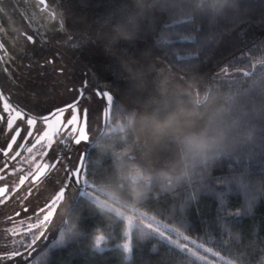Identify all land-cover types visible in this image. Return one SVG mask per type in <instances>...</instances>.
<instances>
[{
    "label": "trees",
    "instance_id": "1",
    "mask_svg": "<svg viewBox=\"0 0 264 264\" xmlns=\"http://www.w3.org/2000/svg\"><path fill=\"white\" fill-rule=\"evenodd\" d=\"M66 1L106 49L107 77L90 68L88 93L103 82L111 96L107 118L82 151L85 181L232 264H264V0ZM12 3H0L10 13L0 15V90L29 114L47 116L65 108L56 105L61 70L73 74L74 65L49 47L47 34L39 60L28 59L37 45L11 32L25 28ZM73 76L69 93L80 96L86 80L74 85ZM118 124L122 130L106 134ZM237 182L258 188L247 213ZM53 230L24 264H199L136 228L127 259L118 246L125 221L84 196ZM98 236L102 250L94 248Z\"/></svg>",
    "mask_w": 264,
    "mask_h": 264
},
{
    "label": "rangeland",
    "instance_id": "2",
    "mask_svg": "<svg viewBox=\"0 0 264 264\" xmlns=\"http://www.w3.org/2000/svg\"><path fill=\"white\" fill-rule=\"evenodd\" d=\"M45 7L47 12L45 14L41 13V17L47 19L49 24L52 23L54 29V33L47 31V33H49L47 35L51 36V41L54 39V43L50 42L49 47L53 46L55 52L61 51L71 57L72 65H74V85H80L81 81L85 79L87 84H89L87 87L91 88L89 80L92 78L90 76V68L96 69L95 71L100 75H105V77H107V73L105 71V45L101 46V42L99 40L100 37L96 31L91 28L88 21L74 13V11L69 8L66 0H58L53 4L47 2L45 3ZM45 29H48L47 25L45 26ZM66 38L70 43L65 40ZM61 40H65V43L63 44ZM47 57L48 56L44 54L42 56L43 59ZM42 58L41 60H43ZM49 58L52 60V65L54 67V59H58L57 54L49 55ZM143 63L148 66L150 65L147 60H144ZM135 64L136 59L130 63V66L134 67ZM133 70H135V68ZM61 73L63 74L61 80L64 85L61 88L58 104L56 103V105L66 106L71 104L80 96L74 95L71 97V94L69 93V81H72L73 75L69 69L65 67L61 70ZM75 74L78 75L77 78H75ZM93 79H95L94 75ZM98 91L101 95L94 93V95L91 96L88 93L89 90L84 88V97L83 99H79V108L87 109V141L94 138L99 133L103 121L108 115L110 100L106 99L102 95L103 92H107L103 82L99 84ZM68 118V112H65L63 117L59 115L55 116V118L51 120V124L56 126L58 121L67 120ZM18 122L21 121H17V123ZM122 129L123 126L118 124L112 126L110 130H107L106 134H111L112 132L120 131ZM56 138L59 139L61 137L58 136ZM235 185L237 192L239 191V193H241L239 194L242 199L241 211L242 213H247L253 204L252 201L254 195L258 194V188L256 190V186H254V184L246 186L243 185V183L240 184V182L235 183ZM221 187L224 189V193L229 191L228 186L221 184ZM66 191L67 192H65L62 199L58 197L53 202V207L49 209L46 214L40 210L35 212V221L40 218V220L35 223V226L20 227V222L23 221L20 220L21 218L19 216L23 204L21 206L20 201L16 202L17 204L15 205V208L11 209L7 214V216H9V221H11L12 224L7 225V229L0 232V255L3 254V257L0 258V264H24L31 256V253L40 244L53 237L54 226L57 227L59 225L62 219V212L72 203L76 196H84L88 198L93 203L114 213L125 221L124 240L118 246L122 249L127 259L130 255V231L133 228H136L137 231L142 234L141 237L153 236L185 253L199 264H232L228 260L224 259L220 254L213 251L205 243L186 236L182 230L178 228V226H171L166 222L160 221L149 214L135 209L133 205L117 200L101 189L92 187L85 181L83 174L81 175V182L79 184L71 183ZM56 194L57 193L54 192L53 195ZM25 195H27L24 196L25 205L27 208H31L34 204L33 202H28L30 204L27 205L28 194L26 193ZM37 200L38 198L36 201ZM44 204L45 201H43L38 208L40 209V206H43ZM15 216L18 218L14 219ZM45 230L47 231L45 232ZM42 233H44L43 236L41 235ZM27 238L31 243L28 248L22 243ZM97 240H100V244H97ZM102 242V237H96L94 248L101 250ZM11 257L15 258L13 259Z\"/></svg>",
    "mask_w": 264,
    "mask_h": 264
},
{
    "label": "flooded vegetation",
    "instance_id": "3",
    "mask_svg": "<svg viewBox=\"0 0 264 264\" xmlns=\"http://www.w3.org/2000/svg\"><path fill=\"white\" fill-rule=\"evenodd\" d=\"M2 1L3 0H0V3ZM6 1L14 2V4L13 3L12 4L18 10H21V12H19L21 13L20 15L22 16L21 21L25 25V28L19 30L11 29V32H16V31L24 32L25 33L24 41H26L31 45L34 44L37 45L34 53L32 55L29 54L27 58L31 59L32 62L39 60V56L41 53L39 42L41 40H45L47 36L46 34H49L47 33V31L50 33H54L53 28L45 29V27H42V25L44 26L49 23L47 19L41 17L40 15L41 8L44 9L43 12L46 10L45 5L40 4V1H36V0H6ZM19 13L17 15H19ZM0 15H3L4 19L5 18L7 19L10 13L4 10L3 12H0ZM23 15L25 16L23 17ZM1 19H3L2 16ZM5 31L8 32V30ZM29 36L33 37L34 42L29 41ZM2 51L5 56L6 50L3 48ZM5 63H7V59L5 60ZM24 64L28 66L31 64V62L30 60H28ZM3 102H4L3 100H0V113L7 115V113H3ZM19 123L22 122H18V124ZM10 135L11 133L6 130L5 124L0 122V177H3V179H0V188H3L5 186L8 188V192L5 193L4 196H0V232H3L4 229H7L8 227L7 225L12 224L11 221H9L8 218L9 216H7V214L11 209L15 208V205L17 204L16 202L19 201L21 202V206L23 204L19 216L21 218L20 220L23 221L20 222L21 223L20 227L22 228L24 226H32V225L35 226V223H37V221L40 220V218H38V220L35 221L34 219L35 212L37 210L41 211L42 209H46V206L55 197V195H53L54 192L58 193L59 189L61 188V185L66 183V176L68 174L66 168L71 169L78 166V164L82 160L83 148L88 143V141L87 142L82 141L79 145H76L71 143L70 139L68 140L67 143H60L59 141L61 138L57 139L56 137H54V140L56 142L52 144L50 149H48L47 156H44L43 160L52 163L56 161L57 158H60L61 163L57 164L54 170H50L48 174L42 178L41 181L37 182L36 184H31V187H29V181H26L24 185L19 186L18 191L13 192V189L19 184V177L25 174L29 168L34 167L35 162L32 161V154L26 151V148L28 146H31L32 141L30 139L27 140L26 143L22 145L19 149H17L15 145L13 146V152L17 150L21 152L20 157H17L14 160H9L8 158L3 156V150L6 148L7 144L9 143L8 137ZM23 135L24 133L22 131L21 136ZM17 144H20L19 139L17 140ZM9 155L11 156L12 153H9ZM39 160L40 157L37 156V161ZM18 169H24V172L18 171ZM26 193L28 194L27 205L30 204L28 202H33L34 204L31 208H27L25 205L24 196H27L25 195ZM37 198L38 200L36 201ZM43 201H45V204L43 206H40L41 208L39 209L38 207ZM17 218L18 217L15 216L14 219ZM2 255H0V258L3 257Z\"/></svg>",
    "mask_w": 264,
    "mask_h": 264
},
{
    "label": "snow or ice",
    "instance_id": "4",
    "mask_svg": "<svg viewBox=\"0 0 264 264\" xmlns=\"http://www.w3.org/2000/svg\"><path fill=\"white\" fill-rule=\"evenodd\" d=\"M44 3L45 0H40V4ZM29 41H33L32 36H29ZM4 71L7 72V68H5ZM86 87L87 81L84 82L83 87L79 90L80 97L75 99L71 104L66 105L65 108L57 109L55 113H50L42 117L33 116L14 102H9L3 91L0 90V100L4 101L3 113H7V115L0 113V122L4 123L6 130L11 133L8 137L9 143L3 150V156L9 160L20 157L21 152L19 150L13 152V146L15 145L16 148L19 149L30 139L32 143L31 146L26 148V151L32 154V161L35 162L34 167L29 168L25 174L19 177V184L13 189V192L18 191L19 186L24 185L26 181H29V187H31V184H36L41 181L50 170H54L56 165L61 163L60 158H57L56 161L52 163L43 160V157L47 156L48 149L56 142L54 137H61L60 143H67L69 139L71 143L76 145H79L82 141L87 142V109L79 108V99L83 97V89ZM0 89H2V85H0ZM97 95H101V93L98 91ZM102 95L108 100L111 99L108 92H103ZM65 112H68L69 118L67 120L58 121L57 125L53 126L51 120L57 115L63 117ZM17 121H21L22 123L18 124ZM22 131L24 133L23 136H21ZM18 139L20 140V144H17ZM9 153H12V155L10 156ZM37 156L40 157L39 161H37ZM83 166V160H81L77 167L71 169L66 168L68 173L66 176V183L61 185L58 193L46 206V209H42L41 211L46 214L47 211L53 207V202L58 197L61 199L64 197L71 183L79 184L81 182ZM18 171L24 172V169H18ZM0 179H3V177H0ZM7 192L8 188L6 186L0 188V196H4ZM46 231L47 230H45V232ZM41 235L43 236L44 233ZM97 244H100V240H97ZM11 258L14 259L15 257Z\"/></svg>",
    "mask_w": 264,
    "mask_h": 264
}]
</instances>
